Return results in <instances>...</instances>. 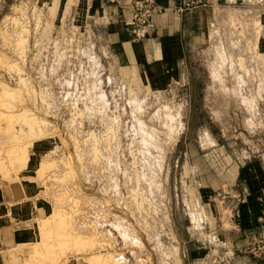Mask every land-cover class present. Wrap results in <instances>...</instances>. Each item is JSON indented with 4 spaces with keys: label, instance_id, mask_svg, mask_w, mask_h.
<instances>
[{
    "label": "rangeland",
    "instance_id": "374dc122",
    "mask_svg": "<svg viewBox=\"0 0 264 264\" xmlns=\"http://www.w3.org/2000/svg\"><path fill=\"white\" fill-rule=\"evenodd\" d=\"M220 8L206 45L149 83L116 59L102 6L0 0V175L29 169L52 207L11 264H86L92 252L114 255L109 264L264 261L250 252L264 244V4ZM38 139L51 148L32 152Z\"/></svg>",
    "mask_w": 264,
    "mask_h": 264
},
{
    "label": "crops",
    "instance_id": "0c3cea01",
    "mask_svg": "<svg viewBox=\"0 0 264 264\" xmlns=\"http://www.w3.org/2000/svg\"><path fill=\"white\" fill-rule=\"evenodd\" d=\"M86 1L96 7L102 6L111 14L110 19L117 23L116 28L110 29L113 32L111 44L116 59L149 83L152 78L155 83H159L176 76L177 67L181 65L185 53L206 45L210 25L216 20L222 4H264V0H205L204 4L180 11L185 0H154L160 8L153 15L155 31L143 41H134L122 23L123 18L131 13L133 0ZM44 144L46 142L38 139L30 149L37 153L49 150L52 146L50 143L46 144L49 147ZM29 172V169H23L16 175H0V264H11V256H16L17 251L33 238L30 225L48 215L52 209L51 203L40 193L38 185L31 180ZM258 225L256 221L247 226L241 225V232L244 233L246 227ZM246 259L249 264H264L259 259Z\"/></svg>",
    "mask_w": 264,
    "mask_h": 264
},
{
    "label": "bare ground",
    "instance_id": "6f19581e",
    "mask_svg": "<svg viewBox=\"0 0 264 264\" xmlns=\"http://www.w3.org/2000/svg\"><path fill=\"white\" fill-rule=\"evenodd\" d=\"M252 13H253V12H252ZM225 14H226V13H225ZM223 16H224V15H223ZM239 16H240V15H237L236 18H238ZM23 17H24V16H23ZM223 18H224V17H223ZM234 18H235V17H234ZM243 18H244V17H243ZM252 18H253V17H252ZM223 20H224V19H223ZM258 20H259V19H258ZM243 21H244V20H243ZM256 21H257V20H255V22H256ZM245 22H246V21H245ZM247 22H248V21H247ZM255 22H254V23H255ZM257 22H258V21H257ZM229 25H230V24H229ZM248 25H249V24H248ZM22 31H23V30H22ZM22 33H25V32H22ZM26 33H27V32H26ZM228 34H229V33H228ZM20 35H21V34H20ZM22 36H23V35H21V38H19L20 40H19L18 43H20V44H23V42L25 43L24 36H23V37H22ZM228 36H229V35H228ZM19 37H20V36H19ZM227 39H228V38H227ZM243 39H244V38H243ZM17 40H18V39H17ZM246 40H247V39H246ZM246 40H245V41H246ZM21 42H22V43H21ZM228 42H229V41H228ZM247 43H248V41H247ZM249 43H250V42H249ZM20 44H19V45H20ZM240 45H241V44H240ZM224 48H225V47H224ZM231 48H233V47H231ZM245 50H246V49H245ZM224 51H225V50H224ZM218 52H219V51H218ZM222 52H223V51H222ZM235 52H236V51H235ZM239 52H240V51H239ZM21 53H22V51H21ZM219 53H220V52H219ZM221 55H222V54H221ZM227 55H228V54H227ZM240 55H241V54H240ZM240 55H239V56H240ZM239 56H238V57H239ZM223 57H224V55H223ZM221 58H222V57H221ZM242 58H243V57H242ZM240 59H241V58H239V60H240ZM237 60H238V59H237ZM245 60H246V57H245ZM230 61H231V60H230ZM247 62H248V61H247ZM223 63H224V62H223ZM236 63H237V62H236ZM14 64H15V63H14ZM233 64H234V63H233ZM239 64H241V63H239ZM9 65H11V64H9ZM242 65H244V64H242ZM11 66H12V65H11ZM234 66H235V65H234ZM12 67H13V66H12ZM15 67H16V64H15ZM15 67H14V68H15ZM215 68H216V67H215ZM244 69H245V68H244ZM246 69H248V68H246ZM16 70H17V68H16ZM19 71H20V70H19ZM250 71H251V70H250ZM17 72H18V71H17ZM216 72H217V71H216ZM244 74H245V73H244ZM216 75H217V74H216ZM212 77H213V75H212ZM214 77H215V76H214ZM214 77H213V78H214ZM19 79H21V77H20ZM25 80H26V79H25ZM25 80L23 79V81H22V79H21L22 82H25ZM214 80H215V79H214ZM217 80H218V78H217ZM262 80H263V79H262ZM27 81H28V80H27ZM27 81L24 83V85L27 83ZM219 82H220V81H219ZM27 84H28V83H27ZM27 84H26V85H27ZM259 84H260V83H259ZM0 85H1V84H0ZM21 85L23 86V84H21ZM26 85H25V86H26ZM28 86H29V85H28ZM23 88H24V87H23ZM25 88H26V87H25ZM28 88H30V87H28ZM0 89H1V86H0ZM2 89H4V92H5V94H7V95H11V94L13 93V90H14V91L16 90L15 88L13 89L12 87H10V86H8V85H5V86L3 85V88H2ZM18 90H20V89L18 88ZM2 91H3V90H2ZM2 91H1V92H2ZM15 92H16V94H17L18 91H15ZM30 92H31V91H30ZM13 94H14V93H13ZM13 94H12V95H13ZM18 94H19V92H18ZM18 94H17V95H18ZM1 95L5 96L3 93H2ZM18 96H19V95H18ZM7 97H8V96H7ZM9 97L12 98L11 96H9ZM6 101H7V100H6ZM12 101H13V100H12ZM8 103H9V102H8ZM8 103L6 104L7 106L11 105V104H8ZM0 105H1V104H0ZM7 106H6V108H7ZM4 107H5V105H4ZM11 107H12V106H11ZM13 107H14V106H13ZM13 107H12V108H13ZM9 108H10V107H9ZM23 111L25 112L24 109L21 110V112H23ZM25 113H26V112H25ZM25 113H22V115L25 114ZM28 113H29V112H28ZM0 114H1V117H3L2 115H4V114H2V113H0ZM8 114H12V113H8ZM8 114H7V115H8ZM16 114H17V113H16ZM32 114H33V113H31V114H29V115L26 114V116H23V117H22V119H23V124H24V121H25V123H26L25 125L29 126V127H27L28 130H26V131H28V132H30L32 129H34V128H33V127H34L33 124L35 123V121H36L37 118L39 119V117H36V118H35V116H33ZM20 115H21V113H20ZM22 115H21V116H22ZM31 115H32V116H31ZM5 116H6V115H5ZM8 116H9V115H8ZM15 116H18V115H15V114H14L13 117H15ZM21 116H19L20 118L18 117L19 120L21 119ZM10 117H11V116H10ZM10 117H9V119H10L9 121H11V118H10ZM2 119H3V118H2ZM4 119H5V118H4ZM15 119H16V118H15ZM7 120H8V119H7ZM1 121H2V120H1ZM3 121H4V120H3ZM39 121H40V120H39ZM43 121H44V120H43ZM7 122H8V121H7ZM12 122H13V121H12ZM32 122H33V123H32ZM40 122H41V121H40ZM177 122H178V121H177ZM10 123H11V122H10ZM44 123H45V122H44ZM4 124H5V123H4ZM7 124H8V123H7ZM7 124H6V125H7ZM13 124H14V122H13ZM9 125H10V124H9ZM35 125H36V124H35ZM37 125H38V124H37ZM40 125H42V124L40 123ZM1 126H2V125H1ZM7 126H8V125H7ZM38 126H39V125H38ZM42 126H43V125H42ZM108 126H109V125H108ZM4 128H6V127H4ZM10 128H11V127H10ZM108 128H109V127H108ZM7 130H8V129H7ZM7 130H6V131H7ZM36 130H37V129H36ZM169 130H170V128H169ZM6 131H5V132H6ZM20 131H21V130H20ZM43 131H44V130H43ZM170 131H171V130H170ZM17 132H18V131H17ZM31 132H32V131H31ZM33 132H34V131H33ZM33 132H32V134H34ZM18 133H19V132H18ZM20 133H21V132H20ZM112 133H113V132H112ZM35 134H36V133H35ZM92 135H93V134H92ZM92 135H91V136H92ZM13 136H14V134H13ZM16 136H17V135H16ZM16 136H15V139L17 138ZM206 136H208L207 133H206ZM2 137L5 138L4 136H2ZM21 137H22V136H21ZM23 137H24V136H23ZM23 137H22V138H23ZM9 138H11V137H9ZM90 138H91V137H89L88 139L90 140ZM107 138H108V137H107ZM206 138H208V137H206ZM19 139H20V138H19ZM19 139H17V140L19 141ZM93 139H95L94 136H93ZM209 139H210V138H209ZM209 139H208V140H209ZM2 140H3V139H2ZM97 140H98V139H97ZM97 140H94V141H96V142H94V144H95V143L97 144V142H98ZM10 141H11V140H10ZM12 141H13V139H12ZM15 141H16V140H15ZM86 141H87V140H86ZM92 141H93V140H92V138H91V142H92ZM209 141H210V140H209ZM7 142H8V140H7ZM13 142H14V141H13ZM84 142H85V141H84ZM30 143H31V142H30ZM25 144H26V143H25ZM96 144H95V145H92V144L90 145V144H89V146H88V149L90 148V151L93 150V154L95 153V155H96V152H94V150H95V148H96ZM23 145H24V144H23ZM23 145H22V146H23ZM97 145H98V144H97ZM14 146H15V145H14ZM24 146H25V145H24ZM90 146H91V147L93 146V147H92L93 149H92ZM18 147H19V146H18ZM94 147H95V148H94ZM97 147H98V146H97ZM12 148H13V147H12ZM21 148H22V147H21ZM23 148H24V147H23ZM23 148L21 149V151H22L23 154L20 155V154H19V153H21V151H20V152L18 153L20 156H17V157H16V156H14V155H11L10 158H13V156H14V159H15V157L18 159V158L21 157V156L23 157V155H24V156L27 155V154H24V150H25V152H27V151H26V149L23 150ZM25 148H26V146H25ZM9 149L12 150V149H11V146H10ZM19 149H20V148H19ZM91 149H92V150H91ZM98 149H99V148H98ZM27 150H28V149H27ZM96 150H97V148H96ZM90 151H89V152H90ZM8 152H9V151H8ZM10 152H11V151H10ZM97 152L99 153V151H97ZM7 154H8V153H7ZM10 154H12V153H10ZM15 154H17L16 150H15ZM18 154H17V155H18ZM99 154H100V153H99ZM91 155H92V153H91ZM27 156H28V155H27ZM27 156H26V157H27ZM78 156H79V155H78ZM97 157H98V154H97ZM28 158H29V157H28ZM91 158H93V157H91ZM14 159H12V160L14 161ZM21 159H22V160H21ZM21 159H19V162H21V164H19V165H22V164H23L22 161L25 162V159H24V158H21ZM23 159H24V160H23ZM15 160H16V159H15ZM20 160H21V161H20ZM27 160H28V159H27ZM0 161H1V160H0ZM13 161H12V162H13ZM17 161H18V160H17ZM17 161H16V162H17ZM10 162H11V161H10ZM47 162H48V159H47ZM13 163H14V162H13ZM17 163H18V162H17ZM26 164H27V162H26ZM39 164H41L42 167H45V164H46V163H43L44 166H43V164H42L41 162H40ZM47 164H53V163H49V162H48ZM47 164H46V165H47ZM15 165H17V164L15 163ZM15 165H14V166H15ZM23 165H24V164H23ZM0 166H1V165H0ZM10 166H11V165H10ZM24 166H26V165H24ZM24 166H23L22 168H25ZM12 167H13V166H12ZM12 167H11V168H12ZM40 167H41V166H39L38 168H40ZM0 168L3 169V168H5V167H4V166H3V167L1 166ZM18 168H19V167H18ZM20 168H21V166H20ZM38 168H37V171L39 172L38 174L40 175V173H42V170H43L44 168H42L41 170H40V169L38 170ZM2 169H1V170H2ZM5 169H7V167H6ZM12 169H13V168H12ZM13 170H15V169H13ZM20 171H21V170H20ZM43 171H45V169H44ZM65 171H66V170H65ZM18 172H19V171H18ZM42 174H43V173H42ZM62 174H63V173H62ZM68 176H69V175H68ZM63 179H64V178H63ZM130 190H132V189H130ZM134 194H135V193H134ZM136 195H137V194H136ZM142 195H143V194H142ZM76 198H77V197H76ZM141 199H142V198H141ZM71 201L73 202V200H71ZM137 204H138V206H139V201H138ZM72 205H73V204H72ZM68 209H69V208H68ZM62 215H63V214H62ZM62 215L59 214L58 216L60 217V216H62ZM63 216H64V215H63ZM193 216H194V214H193ZM195 217H196V216H195ZM46 219H47V218H46ZM61 219H62V218H61ZM63 219H65V218L63 217ZM67 220H68V219H67ZM94 220H95V219H94ZM41 221H42V223H43V220H41ZM45 221H46V220H45V218H44V222H45ZM49 221H50V220H49ZM49 221H48V222H49ZM51 221H52V220H51ZM62 222H64V220H63ZM53 223H54V222H53ZM60 223H61V220H60ZM47 224H48V223H47ZM64 224H65V223H64ZM38 225H39V224H38ZM44 225H45V224H44ZM44 225H43V226H44ZM51 225H52V224H51ZM58 225H59V223H58ZM41 226H42V225H41ZM41 226H40V227H41ZM45 226H46V225H45ZM45 226H44V227H45ZM61 226H62V225H61ZM59 227H60V226H59ZM59 227H56V228L58 229ZM62 227H63V226H62ZM65 227H66V226H65ZM38 228H39V227H38ZM62 229H63V228H62ZM52 230H53V229H52ZM54 230H56V229L54 228ZM58 230H61V229H58ZM73 230H74V229H73ZM38 231H39V230H38ZM47 231H48V230H47ZM61 231H62V230H61ZM64 231H67V229H65ZM74 231H75V230H74ZM40 232H41V230H40ZM49 232H50V229H49ZM55 232H56V231H55ZM59 232H60V231H59ZM77 232L79 233V231H77ZM41 233H42V232H41ZM41 233H40V234H41ZM45 233H46V230H45ZM45 233H42V234L45 235ZM53 233H54V232H53ZM56 233H57V232H56ZM68 233H69V232H68ZM42 234H41L40 236H43ZM47 234H48V232L46 233V236H50V235H51V232L49 233V235H47ZM60 234H61V232H60ZM79 234H80V233H79ZM79 234H78V235L76 234L77 239L80 238L79 236H80L81 234H80V235H79ZM96 234H97V233H96ZM96 234H95V235H96ZM53 235H56V234H53ZM58 235H59V234H58ZM93 235H94V234H93ZM46 236H44V238H45ZM59 236H60V235H59ZM59 236H58V237H59ZM67 236H68V235H67ZM76 236H75V237H76ZM82 236H83V235H82ZM91 236H92V235H91ZM53 237H54V236H53ZM58 237H57V238H58ZM61 237L66 238L65 235H63V234L61 235ZM61 237H60V238H61ZM54 238H55V237H54ZM71 238H72V237H71ZM85 238H86V237H85ZM47 239H48V238H47ZM52 239H53V238H52ZM74 239H75V238H74ZM92 239H93V238H92ZM92 239H91V240H92ZM94 239H95V238H94ZM45 240H46V239H45ZM82 240H85V239H84V238L79 239V241H81L80 244H81V243H82V244H83V243H87L86 240H85V242L82 241ZM91 240H90V238H89V241H91ZM54 241H55V240H54ZM68 241H69V239H68ZM89 241H88V242H89ZM92 241H93V240H92ZM44 242H46V241H44ZM56 242H57V241H56ZM60 242H61V243H57V245L59 244V245H58L59 247H60V244H61V246H62L64 242L67 243V240L64 241V242L62 243V240L60 239ZM73 242H74V241H73ZM96 242H97V241H96ZM41 243H42V242H41ZM47 243H48V242H47ZM47 243H46L45 245H43V246H46ZM78 243H79V242H78ZM89 243H90V242H89ZM92 243H93V242H92ZM52 244H54V243H52ZM74 244H75V243H74ZM82 244H81V245H82ZM90 244H91V243H90ZM90 244H89V245H90ZM98 244H99V243H98ZM48 245H49V243H48ZM48 245H47L46 247H47L48 249L50 248V250L47 251V252H50L49 254H52V255H53L54 253H53V251L51 252V250H52L51 248H52L54 245L52 246L51 243H50L51 247H49ZM64 245H65V243H64ZM64 245H63V246H64ZM67 245H68V244H67ZM72 245H73V244H72ZM87 245H88V244H87ZM76 246H77V245H76ZM79 246H80V245H79ZM83 246H84V245H83ZM33 247H34V246H33ZM41 247H42V246H41ZM56 247H57V246H56ZM77 247H78V246H77ZM77 247H76V248H77ZM91 247H92V246H91ZM39 248H40V247H39ZM42 248H43V247H42ZM44 248H45V247H44ZM53 248H54V247H53ZM66 248H67V246H66ZM66 248H65V249H66ZM176 248H177V247H176ZM34 249H35V248H33V250H34ZM78 249H79V248H78ZM78 249H76V250H78ZM35 250H36V249H35ZM44 250H45V249H44ZM80 250H81V249H80ZM173 250H174V249H173ZM36 251H37V250H36ZM36 251H35V252H36ZM59 251H61V250H59ZM175 251H176V249H175ZM175 251H174V252H175ZM33 252H34V251H33ZM174 252H173V253H174ZM63 253H64V252H63ZM47 254H48V253H47ZM56 254H57V253H56ZM107 254H108V253H107ZM107 254L93 253V252H92L91 254H89V256H88L87 258H85V260H86V264H109V262L112 263V261H113V257H111L112 254H111V255H110V254L107 255ZM176 254H177V253H176ZM39 255H40V254H39ZM45 256H46V253H45ZM54 256H55V255H54ZM112 256H114V255H112ZM46 258L48 259V257H46ZM111 258H112V259H111ZM51 259H54V258H50V260H51ZM116 259H117V258H116ZM116 259H115L114 262H117ZM118 261H119V260H118ZM117 263H118V262H117ZM139 264H140V262H139Z\"/></svg>",
    "mask_w": 264,
    "mask_h": 264
},
{
    "label": "built area",
    "instance_id": "2783aa9c",
    "mask_svg": "<svg viewBox=\"0 0 264 264\" xmlns=\"http://www.w3.org/2000/svg\"><path fill=\"white\" fill-rule=\"evenodd\" d=\"M204 2L205 0H185L180 11L204 4ZM131 7V13L122 20L123 26L136 41L150 37L156 27L153 15L159 12L160 8L155 5L154 0H133ZM250 252L254 257L264 259V244L257 242L251 247Z\"/></svg>",
    "mask_w": 264,
    "mask_h": 264
}]
</instances>
